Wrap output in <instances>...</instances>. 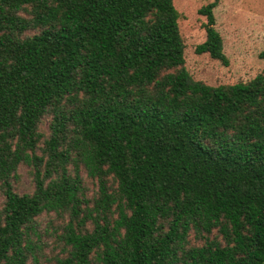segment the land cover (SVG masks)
I'll list each match as a JSON object with an SVG mask.
<instances>
[{
    "label": "trees",
    "instance_id": "1",
    "mask_svg": "<svg viewBox=\"0 0 264 264\" xmlns=\"http://www.w3.org/2000/svg\"><path fill=\"white\" fill-rule=\"evenodd\" d=\"M219 3L194 53L228 66ZM184 17L0 0V264H264V69L196 79Z\"/></svg>",
    "mask_w": 264,
    "mask_h": 264
},
{
    "label": "rangeland",
    "instance_id": "2",
    "mask_svg": "<svg viewBox=\"0 0 264 264\" xmlns=\"http://www.w3.org/2000/svg\"><path fill=\"white\" fill-rule=\"evenodd\" d=\"M210 1L176 0L185 16L182 30L190 53L188 68L196 79L213 85L254 78L264 69V57L261 56L264 52V0H220L215 8L217 28L223 36L224 50L230 60L228 66L194 53L195 45L205 39V18L198 9ZM19 176L18 189L31 191L34 184L30 167L22 165ZM40 220L45 225L49 216L44 214Z\"/></svg>",
    "mask_w": 264,
    "mask_h": 264
}]
</instances>
